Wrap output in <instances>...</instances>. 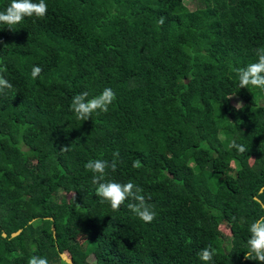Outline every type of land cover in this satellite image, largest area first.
<instances>
[{
    "label": "trees",
    "instance_id": "16d2710c",
    "mask_svg": "<svg viewBox=\"0 0 264 264\" xmlns=\"http://www.w3.org/2000/svg\"><path fill=\"white\" fill-rule=\"evenodd\" d=\"M46 3L43 18L0 25V75L13 85L0 93V264H205L208 246L210 264H260L245 253L264 216V90L240 88L234 69L264 48V0ZM105 87L109 110L76 119L72 97ZM117 151L106 179L142 187L151 223L95 195L84 165Z\"/></svg>",
    "mask_w": 264,
    "mask_h": 264
},
{
    "label": "clouds",
    "instance_id": "9594fccd",
    "mask_svg": "<svg viewBox=\"0 0 264 264\" xmlns=\"http://www.w3.org/2000/svg\"><path fill=\"white\" fill-rule=\"evenodd\" d=\"M48 11L46 0H10L9 5L3 11H0V25L7 26L9 30H15L14 26L20 24L25 17L36 16L43 18ZM165 17L161 16L158 23L162 26L165 23ZM257 59L255 62L247 64L245 67L235 68L234 72L238 77L239 87L248 88L249 86L264 90V48L256 51ZM43 71L40 66H33L31 76L36 79ZM13 85L3 75H0V93L4 90H11ZM230 98V97H229ZM116 99V94L110 87H105L102 92L89 98L87 91L78 93L72 97L71 111L74 112L76 119L86 121L91 118L94 112H107L109 106ZM241 105L237 103L235 106ZM239 153H244L248 149L243 144H237L235 141L230 145ZM68 147H62L60 151H68ZM119 153L113 152L114 159L109 162L104 159H90L84 167L93 173L92 182L96 185L95 195L100 197L102 202L107 201L113 210H119L126 201L127 208L140 220L145 223H151L157 213L154 208L147 203L151 199L149 195L146 199L143 188L129 181L119 183L114 180H108L107 172L109 169L116 170V158ZM134 167L139 166L135 162ZM75 199V197H74ZM250 233L247 240L248 252L245 253L246 260H256L264 264V216L254 220L248 227ZM201 261L210 264L216 255V250L212 246L205 247L199 252ZM27 264H49L46 257L31 256Z\"/></svg>",
    "mask_w": 264,
    "mask_h": 264
},
{
    "label": "rangeland",
    "instance_id": "374dc122",
    "mask_svg": "<svg viewBox=\"0 0 264 264\" xmlns=\"http://www.w3.org/2000/svg\"><path fill=\"white\" fill-rule=\"evenodd\" d=\"M195 3H196V0H183V4H184V6H185L187 9H189V10H193V9H194V7H195ZM229 101H230V104H231L232 106H234V107H239L240 105H237V106H235V105H236L237 103H241L240 100H239L238 98H236L235 96H230ZM232 166L234 167V164H232ZM67 197H68V196L66 195L64 198L67 199ZM227 228H228V227L225 226V225H222V226L219 227V229L221 230V233H222L223 236H225L226 238L228 237V230H227ZM68 236H70V237H71L73 240H75L76 242H79V243H80V246H81L82 248L85 247V249H86V244H87V242H86L85 239H83V236H82L80 233L73 231V232L68 233Z\"/></svg>",
    "mask_w": 264,
    "mask_h": 264
},
{
    "label": "water",
    "instance_id": "95a60500",
    "mask_svg": "<svg viewBox=\"0 0 264 264\" xmlns=\"http://www.w3.org/2000/svg\"><path fill=\"white\" fill-rule=\"evenodd\" d=\"M50 230H51V233H52V235H53V237H54V228L51 227ZM19 233H20V230H17L16 232L11 233V234H10V238H13V237L17 236ZM1 236H2V237H5V234L2 233ZM59 256H60V259H61L62 261H64L66 264H71L70 259H68L64 254H60Z\"/></svg>",
    "mask_w": 264,
    "mask_h": 264
}]
</instances>
